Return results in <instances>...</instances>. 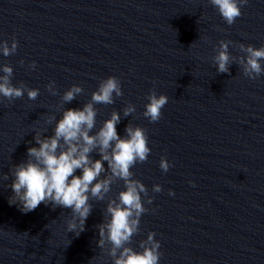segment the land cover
<instances>
[{"label":"clouds","instance_id":"9594fccd","mask_svg":"<svg viewBox=\"0 0 264 264\" xmlns=\"http://www.w3.org/2000/svg\"><path fill=\"white\" fill-rule=\"evenodd\" d=\"M209 3L231 26L243 15L242 9L249 0H209ZM232 43L231 40L219 41L216 55L212 57L217 72L230 75V66L235 63L250 80L264 75V45L255 47L240 43L238 49L241 55H232L229 52ZM18 46L15 37L10 44L6 40L0 41V54L4 57L15 55ZM20 64L23 65L24 61L21 60ZM28 67L35 70L36 62L32 61ZM13 72L11 65H0V97L11 103L26 93L29 100H36L40 90L30 88L22 81L14 85ZM46 88L53 96L58 95L55 81H50ZM83 92L82 86L72 85L61 96L62 105L71 103ZM121 96L120 79L108 76L100 80L90 100L81 108L64 107L58 121L55 115L47 116L46 124L55 121L53 134L45 136L46 129L35 132L33 139L38 146L29 147L26 160L14 164L10 169L12 180L8 187L12 190V196L9 203L18 205L23 213L32 212L41 204L50 205L53 210L69 209L71 214L65 220L66 231L79 236L85 230V222L93 210L90 201H105L112 185L122 181L124 189L115 198L108 197L103 222L96 226L99 237L97 247L111 259L112 264H160L161 243L155 239V232L149 231L146 239L139 241V250L131 246L133 237L141 231V217L149 212L145 204L151 205L154 200L146 185L135 179L132 171L137 164L147 162L151 153L147 131L129 123L125 127V135L121 137L116 126L122 116L116 110L103 121L102 126L96 128V105H112L115 98ZM146 99L148 103L144 106L143 116L150 123L158 122L163 116L162 109L168 103V96L157 95L153 88ZM135 112L136 106L132 103L122 109L123 117ZM93 152L100 158L94 159L91 155ZM173 166L166 156L160 158L162 172L167 173ZM78 170L79 175L76 174ZM0 179L8 180L9 175L5 173ZM189 183L194 186L192 181ZM162 190L159 184L152 187L153 193ZM168 195L174 196L175 193L169 189Z\"/></svg>","mask_w":264,"mask_h":264}]
</instances>
